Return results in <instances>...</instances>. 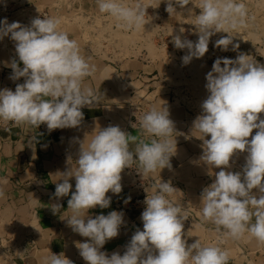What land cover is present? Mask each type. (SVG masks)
<instances>
[{
    "label": "clouds",
    "instance_id": "1",
    "mask_svg": "<svg viewBox=\"0 0 264 264\" xmlns=\"http://www.w3.org/2000/svg\"><path fill=\"white\" fill-rule=\"evenodd\" d=\"M96 2L99 12L114 18L120 27L140 30L149 22L145 20L148 7L139 2L134 6L123 0ZM190 3L191 0H166L165 11L172 15L177 7L184 10ZM195 7L200 10L193 23L198 39H182L184 28L170 35L176 49H187L182 63L187 65L193 58H202L208 52L210 38L220 32L228 35L216 40L214 47L226 52L231 45V50L237 51L240 45L233 43L231 32L246 25L245 3L198 0ZM59 25L60 21L53 17H35L30 26L9 23L7 18L0 20V40L9 36L15 42L18 57L6 65L12 69L10 79L24 78L14 91L0 90V120L36 128L45 124L49 132L77 128L84 119L82 109L96 102L94 91L83 83L95 68L81 54L78 42L70 39ZM206 81L208 96L201 104V114L193 121V129L203 141L200 160L220 170L202 190L201 218L216 225L217 230L222 228L233 239L247 233L264 243V118L260 115L264 113V65L245 53H238L235 59L218 57L206 74ZM139 123L146 135L155 138L136 143L138 138L119 125L100 128L87 147H83L84 140L81 142L76 167L63 172L61 182L55 184V197H67L71 192L67 209L72 215L66 219L67 225L74 233L88 238L76 244L80 256L87 264H228L227 250L218 245H202L199 239L188 244L183 238L187 216L167 198L177 188L162 180L152 187V195L145 189V208L140 217L143 230L134 232L123 254L101 251L119 235L123 213L113 210L93 218L89 210L110 206L107 193L122 192L121 173L125 168L138 161L143 175L157 169L161 173L165 168L171 169V158L177 151L176 139H171L174 122L165 105L162 109L153 107L140 117ZM130 143H136L134 151L130 150ZM240 153H247L245 164L241 171L233 172L229 170L230 161ZM3 197L0 189V198ZM61 207L53 205V213ZM44 264L73 262L61 252L46 257Z\"/></svg>",
    "mask_w": 264,
    "mask_h": 264
},
{
    "label": "crops",
    "instance_id": "2",
    "mask_svg": "<svg viewBox=\"0 0 264 264\" xmlns=\"http://www.w3.org/2000/svg\"><path fill=\"white\" fill-rule=\"evenodd\" d=\"M43 8H31L21 21L16 17L1 16L0 20L7 18L9 23L15 21L30 26V21L38 17ZM79 47L81 54L95 68L83 83L96 96L94 104L82 109L84 119L80 126L49 132L45 124L36 128L0 120V189L4 192V197L0 198V264H44L46 257L61 252L73 264H87L76 244L88 238L74 233L67 225L66 219L72 215L67 209L71 192L67 197L57 198L54 196L55 184L61 182L63 172L76 167L81 142L84 140L83 147H87L100 128L119 125L138 138L136 143L140 140L150 142L155 137H143L138 128L132 127L133 115L138 108L147 113L153 107L162 109L164 105L174 122L171 139L177 142L176 154L171 158L172 167L161 173L157 169L145 176L139 162H134L121 173L122 192L118 195L107 193L111 197L110 206L89 210L93 218L113 210L123 213L124 224L119 235L108 241L101 251L109 255L114 251L123 254L134 231L143 230L140 217L145 208V189L149 196L152 195V187L162 180L170 181L177 188L167 198L182 208L189 225L199 228L196 232L200 233L202 245H218L227 250L228 264H264V243L247 233L240 239H233L222 228L217 230L216 225L201 218L202 190L214 181V174L220 169H212L200 160L203 141L201 134L193 129V121L198 115L189 117L188 108L180 105L179 94L171 84L173 79L165 75L159 79L151 77V72L145 70L155 69L139 61L124 57L112 61L91 55L84 46ZM13 59L18 60L15 42L5 36L0 40V90L14 91L16 84L24 82V78L13 81L6 75L12 73L6 65ZM156 70L159 72V68ZM173 94L178 97L175 101H172ZM136 143L129 144L131 151L135 150ZM244 164L233 165L231 171H241ZM70 183L75 191V179L72 178ZM253 191L258 194V190ZM56 204L62 207L54 214L52 206ZM186 238L188 244L197 240L191 235Z\"/></svg>",
    "mask_w": 264,
    "mask_h": 264
},
{
    "label": "rangeland",
    "instance_id": "3",
    "mask_svg": "<svg viewBox=\"0 0 264 264\" xmlns=\"http://www.w3.org/2000/svg\"><path fill=\"white\" fill-rule=\"evenodd\" d=\"M132 1L133 0H123L125 4L134 6L135 4L130 3ZM135 1L141 3L146 8L148 7L147 11H151L150 7L155 10V6L156 8L159 6L158 9H161L165 14L167 13L165 11L167 6L166 0H159L157 2L153 0L155 3L151 2V0ZM191 1V6L188 7L192 9L191 12L187 11L188 8L182 10L177 7L176 13L169 16L168 13L166 16L169 17L167 22L175 27L174 31L176 34L179 33L180 28H184L185 31L181 34L184 38L197 40L198 36L194 32L195 26L193 23L195 15H198L200 10L195 7L198 0ZM237 2H241V0H237ZM242 2L245 3L248 9L246 25L231 32L234 36L233 43H239L240 45L237 51H232L231 45L229 46V51L226 52L214 47L216 40L220 39L222 36L228 35L227 33L220 32L210 38L208 52L202 58H193L189 64L184 65L180 57L181 52H179L174 55L176 58L170 62L171 71L160 65L157 66L160 76L165 75L173 79L171 84L176 88L177 92L175 93L180 95V105L185 107V109L188 108L187 114L189 117L196 115V112H198L197 115L202 112L201 104L208 96V92L205 88L207 83L206 74L212 69L213 62L216 58L227 57L235 59L238 53H245L249 55L250 58L264 65V0H242ZM35 7H44L42 12L39 11V16L42 18H57L60 21V29L66 31L69 34V38L75 39L80 46L89 49L91 55H99L112 61L125 56L127 59L138 61L137 55L143 52L141 51L143 49L148 53L149 58L153 57L156 59L155 56L157 57V54L160 55V58L167 55L166 52L160 53V51L157 52L155 50L154 44L156 43V37L154 39V27L150 24L140 30L134 29V31L128 35L113 34L109 37L107 44L101 43V41H95V35H92L90 31L95 28L101 30L107 27H103L100 21L95 22L94 26L91 25L92 17L100 13L96 0H0V16L8 18L16 17L21 21V18H23V16L25 17V15L30 12L31 8ZM43 14H45V16H43ZM127 46H131L133 51ZM170 49L171 48H169V51H171ZM174 49L176 50L175 47ZM183 51L184 56L187 54V49ZM154 69L155 70L149 69L145 71L151 72V76H154L156 75V68ZM260 115L261 118H264V113ZM255 131L256 130H253V135ZM249 139H251V137H249ZM246 155L247 153H240L234 156L231 168L233 165L240 166L241 163H245ZM233 162L235 164H233ZM197 229L199 228L196 225L191 226L188 221H184L183 238L187 243L188 240L186 237H190V235L200 240V233L199 231L196 232Z\"/></svg>",
    "mask_w": 264,
    "mask_h": 264
},
{
    "label": "built area",
    "instance_id": "4",
    "mask_svg": "<svg viewBox=\"0 0 264 264\" xmlns=\"http://www.w3.org/2000/svg\"><path fill=\"white\" fill-rule=\"evenodd\" d=\"M157 1H159V0H155V2H157ZM151 2L155 3L153 0H151ZM130 3L131 4L132 3L136 4L137 2L135 0H133ZM154 6H155V4H154ZM189 6H191V3L189 5H187L186 8H188ZM150 10L151 11H147V15L145 17V20L149 21L148 23L145 24V26L150 24L151 26L154 27V35H153V37H154V39L156 37V43L154 44L155 50L157 52L160 51V53L166 52L167 55L160 58L159 57L160 55L157 54L158 58L156 56H155L156 59H154L153 57L149 58L148 57V53L143 49V50H141L143 52H140V54L137 55V58H138L137 60L140 63H142L143 65H146V66H152L153 68H158L157 66L160 65V66H162L164 68H167V70L171 71V69H170L171 68V63L170 62H171V60L173 61L176 58V57H174V55L176 53L181 52L180 57L182 58L184 51L183 50H179V49H176V50L174 49V45L172 43V36H170V35L172 33H173L172 35H176V33L174 31L175 27L171 26L170 25L171 23L167 22L169 17H167L166 14H168V13H166V14L163 13L162 10L158 9V7L156 8V6H155V10L152 9V7H150ZM43 16H45V14H43ZM168 16H169V14H168ZM97 21L98 22L100 21V23L102 24L103 27H106V26L107 27L105 29H101V30H97V28H95L94 30L90 31V33H92V35H95L94 36V40L95 41H101V43L107 44V41L109 40V37H111V35H113V34L128 35V34H131L134 31V29H127V28H123V27L118 26V22L114 18H112L111 16L107 15L106 13H102V14L99 13L98 15L95 14L92 17L91 25L94 26L95 22H97ZM183 38H184V36H182V39ZM153 41H155V40H153ZM192 41L195 42L196 40H192ZM127 47L131 51H133L131 46H127ZM169 48H171L170 49L171 51H169ZM174 62H176V61H174ZM6 75L8 77H10L12 75V73L11 72H7ZM151 77L160 78L159 72L156 70V75L151 76ZM176 95L173 94L172 101H175L176 98L179 97V95H177L178 97H176ZM174 98H175V100H174ZM145 113H146L145 110H143L142 108H138L136 110V113L133 115V124H134V126L136 128H138L141 131V134H142L143 137H147L148 135H146L143 132V130L141 129L139 120H140V117H142ZM196 114H198V112H196ZM143 204H144V201H143ZM144 206H145V204H144Z\"/></svg>",
    "mask_w": 264,
    "mask_h": 264
}]
</instances>
